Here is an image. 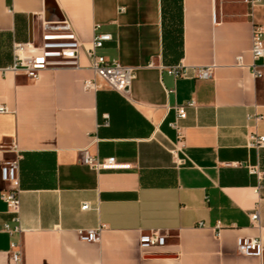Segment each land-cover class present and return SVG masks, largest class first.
Returning a JSON list of instances; mask_svg holds the SVG:
<instances>
[{
    "label": "crops",
    "instance_id": "1",
    "mask_svg": "<svg viewBox=\"0 0 264 264\" xmlns=\"http://www.w3.org/2000/svg\"><path fill=\"white\" fill-rule=\"evenodd\" d=\"M65 16L86 46L95 26L114 35L99 52L135 68L128 94L103 83L86 90L94 73L84 52L79 68L37 80L6 70L15 42L39 40L44 23ZM253 24L264 25V0L253 9L245 0H0V104L8 109L0 114V193L11 188L3 164L18 162L22 227L0 232V264H12V242L22 264H264L237 252L239 237L264 246L249 217L259 207L264 227V181L257 194L250 172L264 174V148L248 147L264 136V66L260 78L248 68ZM181 63L216 68L201 79L160 67ZM190 101L181 126L192 162L178 169L171 123L176 105ZM86 148L131 168L95 172L81 163ZM12 218L0 197V228L15 226ZM100 226V243L80 239ZM152 230L166 246L141 249V234Z\"/></svg>",
    "mask_w": 264,
    "mask_h": 264
},
{
    "label": "built area",
    "instance_id": "2",
    "mask_svg": "<svg viewBox=\"0 0 264 264\" xmlns=\"http://www.w3.org/2000/svg\"><path fill=\"white\" fill-rule=\"evenodd\" d=\"M250 9L258 5L261 0H245ZM121 12L124 8L120 9ZM216 19V18H215ZM114 40V35L108 32L100 31V26H95L94 35L90 46H86L85 42L79 37L75 31L71 20L65 16L60 23H44L42 25L41 36L37 41L15 42L13 44V64L8 67L7 71H12L16 75H25L29 79L37 80L40 74L49 69L59 68H79V58L82 52L88 57L90 68L94 73V77L85 81L84 86L88 91H97L102 87V83L106 88L115 90L122 94H128L132 81L136 77L135 68L124 66L118 60L109 59L99 51L104 47L105 43ZM252 64L248 66L255 78L262 77L261 67L264 66V25L253 24L252 27ZM239 64L242 58H239ZM154 66V64H151ZM175 78L189 77L190 70L195 77L208 79L213 76L216 65L187 67L183 63L164 67ZM195 107V102L190 101L185 105H176L175 120L171 123V127L176 131L175 140L169 141L168 151L172 155L175 166L179 169L191 163V159L186 154L185 137L181 121L187 118V108ZM6 105L0 104V114L7 113ZM97 141V138H95ZM248 147L251 149L264 148V136L253 135L249 138ZM82 165L88 167L95 172L109 170L130 169V164H121L116 157L102 158L98 155H92L88 148L82 151ZM19 164L16 161H6L1 169L3 181L10 185L11 188L1 191L0 197L8 207L9 213L13 216L12 220L16 223L11 226L5 223L0 232L9 234H20L21 227V191L15 186L18 180ZM251 174L257 175L260 180L259 186L255 189L260 194L263 188L264 174L258 167L250 168ZM264 198V196H263ZM260 201V198H259ZM84 210L90 209L88 203L83 205ZM249 217L253 226L261 227V218L259 207ZM200 227H204L200 223ZM104 226L96 229H90L80 232V239L88 243H100ZM222 224L218 223L214 230L217 236L220 234ZM167 244V236L161 231L152 230L143 232L140 236L141 249L162 248ZM237 252L244 256L258 257L264 260V246L261 237H239L237 240ZM12 264H22V251L19 242L11 243Z\"/></svg>",
    "mask_w": 264,
    "mask_h": 264
}]
</instances>
